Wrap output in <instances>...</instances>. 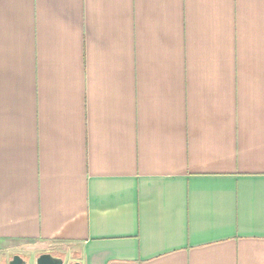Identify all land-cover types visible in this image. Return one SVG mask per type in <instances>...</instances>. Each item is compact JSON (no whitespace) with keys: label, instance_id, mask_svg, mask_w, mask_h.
Masks as SVG:
<instances>
[{"label":"crops","instance_id":"obj_1","mask_svg":"<svg viewBox=\"0 0 264 264\" xmlns=\"http://www.w3.org/2000/svg\"><path fill=\"white\" fill-rule=\"evenodd\" d=\"M18 242L264 264V0H0V252Z\"/></svg>","mask_w":264,"mask_h":264},{"label":"rangeland","instance_id":"obj_2","mask_svg":"<svg viewBox=\"0 0 264 264\" xmlns=\"http://www.w3.org/2000/svg\"><path fill=\"white\" fill-rule=\"evenodd\" d=\"M68 245L60 242H18L10 249L0 252V264H8L13 256L18 255L28 264H35L42 254L61 258L63 264H71Z\"/></svg>","mask_w":264,"mask_h":264},{"label":"water","instance_id":"obj_3","mask_svg":"<svg viewBox=\"0 0 264 264\" xmlns=\"http://www.w3.org/2000/svg\"><path fill=\"white\" fill-rule=\"evenodd\" d=\"M8 264H28V263L25 260H23L20 256L15 255L12 257V259L9 261ZM35 264H63V260L61 258L53 257L49 254H42L36 259ZM74 264H78V263H74Z\"/></svg>","mask_w":264,"mask_h":264}]
</instances>
